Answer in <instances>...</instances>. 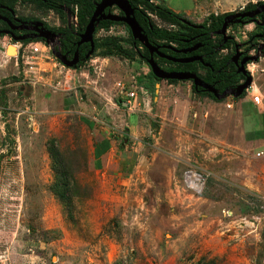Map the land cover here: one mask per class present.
Segmentation results:
<instances>
[{
    "label": "rangeland",
    "instance_id": "rangeland-1",
    "mask_svg": "<svg viewBox=\"0 0 264 264\" xmlns=\"http://www.w3.org/2000/svg\"><path fill=\"white\" fill-rule=\"evenodd\" d=\"M158 1L181 14L195 8L194 0ZM197 1L198 11L184 16L195 23L204 22L210 13L239 11L249 3L264 0ZM14 6L19 18L35 17L51 27L76 28L74 13L69 10L62 16L38 3L22 0ZM114 12L118 13L119 8ZM149 13L157 25L173 27L155 13ZM253 29L257 30L255 22L232 27L228 33L235 34L243 44ZM110 35L118 36L126 47H131L125 23L100 28L96 38ZM60 40L56 32L51 43L57 48ZM104 51L98 49L92 55L96 61L90 59L79 67L78 70L87 72L86 78L73 74L76 69L72 68L70 79L60 76L59 66L53 64L57 61L45 62L44 71L35 68L37 72H26L22 59L17 64L16 58L0 56V264H264V154L257 156L259 140L253 138L256 134L253 125L250 119L244 122L241 117V110L246 115L251 102L242 100L241 108L237 104L232 108L234 150L238 149L237 144L241 145L243 128L252 137L251 150L243 154L241 146L240 153L229 149L225 154L228 162L240 157L245 158L244 166L247 160L249 166L237 163L233 167L230 164L219 167L215 162L220 158L219 152L211 146H207L208 154H203V166H198L190 149L183 154L176 149L173 159H187L179 161L176 173L181 179L172 178L169 184L162 180L149 182L143 164L138 168L141 175L135 172L133 180L122 181L117 171L104 172L94 166L95 132L80 111L95 113L108 124L125 128L132 110L122 105L112 107L109 98L116 99L119 80L122 79L121 86L135 88L131 85L134 79L138 84L143 71H147L146 76L150 68L140 56L129 59L113 55L110 57H114V65L120 67L112 71L108 67L104 75V68L99 67L101 63L106 66L102 58L109 57ZM229 51L224 49L221 53ZM16 53L15 46L8 47V54ZM249 53L256 54L255 50ZM263 62L262 56L259 61L249 63L256 72L253 80L257 85H264ZM137 90L141 99L137 106L140 109L135 110L142 113L145 139H151L153 132L149 125L159 126L164 118L154 113L155 90H148V100L142 99L145 93L139 87ZM166 94V98L172 97L167 91ZM232 97L228 95L219 101ZM109 102L108 109L102 110ZM202 102L206 108L207 103ZM102 111L105 113H99ZM252 112L262 125L264 119L257 109ZM263 134L264 131L256 135ZM243 142L246 145L244 139ZM51 143L61 151L62 160L69 163L72 171L74 194L68 201L53 191L59 171L49 151ZM136 145L124 147L129 156L126 159L132 157ZM155 148L150 147L147 158ZM212 164L217 166L215 169L220 168L219 173ZM227 167H231L229 173L223 171ZM194 168L204 178L195 189H190L182 182V175Z\"/></svg>",
    "mask_w": 264,
    "mask_h": 264
},
{
    "label": "crops",
    "instance_id": "crops-1",
    "mask_svg": "<svg viewBox=\"0 0 264 264\" xmlns=\"http://www.w3.org/2000/svg\"><path fill=\"white\" fill-rule=\"evenodd\" d=\"M156 2L159 1L156 0ZM196 4L198 5L197 8ZM194 7L195 8H192V10L187 9L185 11V14L191 15L192 13H196L198 11L199 2L197 0H194ZM224 12L225 11H223V13ZM0 56H3L4 58H13L15 60V57L6 56L3 52H0ZM102 59L106 60L107 62V67L104 65V63H101L99 65V67L101 66L102 68H104V71L102 72L104 73V75H106L107 72L106 68L109 67L110 71H112L120 67L117 66L116 68V65H114V63L116 62L114 57L109 56L108 58ZM91 60L96 61L97 59L91 58ZM109 61L113 62L108 63ZM48 63L50 64L51 62ZM78 69L79 68L74 71H76L79 76L81 74L83 75L87 73L86 71H80ZM261 70L264 72V68ZM143 72L145 74L147 73V71ZM144 73H141L140 75ZM255 73L256 72H254V76ZM145 74L140 78L145 77ZM140 78L138 79V84H135V82H137L136 79H134V82H132L131 85H133L135 88H130V86L126 85L127 89H133L138 92L137 88L139 87L142 94L145 93V95H142V99L148 100V88H146L144 84H141ZM121 81L122 79L119 80L118 83H121ZM129 81L131 80L128 79V82ZM254 86L256 92L263 97V102L261 104L255 103L249 96H247V94L243 98H238L237 101L236 99H234L235 97H232L230 98V100H227L225 102H221L219 100L217 101L215 99H212L211 101L208 99L210 98L209 96L195 93L192 88V83H186V81L184 80H177L174 82H171L169 79L158 80L155 84V112L152 109V113H158L159 116H162L164 119L162 121V124H160L159 126L156 125L154 127L149 125L153 132L151 139H145L146 131L142 129V113L141 111H139L140 108L137 106L135 108H139L138 110H135V108L133 107L129 108L127 106V103L125 102V95H118L117 90L116 99L115 97L109 98V101L112 102V107L117 108L120 107L119 105H122L128 110H132V112L129 113L128 123L125 128L123 127L121 129L119 127L108 124L103 119L95 116V113L91 114L86 110L80 111V113L84 116L83 120L95 132V140L92 146V162L94 163L95 167H97L99 170H103L104 172L109 169L117 171L118 177H120L122 181L133 180L134 176L132 175L135 172L137 173L139 171L138 168L141 167V165L144 166L143 164H145L144 168H146V178L149 182L152 181L154 183L157 180H162L167 181V184L172 181V178L174 180L175 178L179 177L176 173L178 170L179 161L183 160V162H186L187 160L186 157H182L181 159H173L172 156H176V149H179V153L181 154H183L186 149H190L189 151L193 152L192 159L198 162V166H203V162L201 163V161L203 160V154H208L207 146H211L212 150L216 149V151L219 152L220 158L215 161L219 163L217 164L219 167H221V164H230L231 167H233L237 163L244 166L245 158L238 157L236 161H234L235 159H233L228 162L227 156H225V154L228 153L229 149L235 151L236 153H240L239 148H241V146L243 154H245V152L249 154V151L251 150L252 137L248 136V131L244 130V128L242 130L243 137L241 145L237 144L236 147H238V149L235 148L234 150L235 145L232 134L235 133V114L232 108L235 104L239 105L241 108L242 100L251 102V106L248 107L249 112L246 115H244L241 110L242 120H244L245 122L246 119H250L251 124L254 128V133L257 134L264 131V122L261 125V121H259V119H256V116L258 118V115L252 114V109L255 108L257 109V112L260 114V116L264 119V85H261V83L257 85L254 81ZM94 89L96 90V87H94ZM166 91L168 92V94H172L171 98H166ZM202 97H205V99H202ZM139 99H141L140 96ZM82 100L83 99L80 100V103L82 102ZM202 101H205L207 103L206 108L204 102ZM111 102L106 104L105 109L103 108L102 110L108 109V106L111 105ZM228 104H231V106H228ZM212 107H215L214 110L212 109ZM93 108L91 109L93 110ZM99 113L104 114L105 111ZM118 124L121 126L120 122H118ZM120 130L124 131L119 132ZM256 134L253 138H257L259 140V144L256 145V148H258L257 152L260 151L264 154V134ZM123 135H128L127 139H124V137H122ZM243 139L246 142V145L243 142ZM132 143L137 144V149L134 151L136 153L131 152L132 157H130V159H126V157L129 156H127V154L125 153V148H129ZM151 146L153 148H156L152 153H150V158H147L150 152L148 150ZM204 146H206L205 149L203 148ZM178 154L177 156H180ZM126 160L128 161L126 162ZM212 166L216 173L220 172V168H214L215 164H212ZM247 166H249L248 160L244 167ZM231 167H227L223 171L229 173L231 171ZM127 168L130 169L127 170ZM138 174L141 175V172H138ZM179 178L181 179V177ZM183 197L184 196L182 195L181 198L183 199Z\"/></svg>",
    "mask_w": 264,
    "mask_h": 264
},
{
    "label": "trees",
    "instance_id": "trees-1",
    "mask_svg": "<svg viewBox=\"0 0 264 264\" xmlns=\"http://www.w3.org/2000/svg\"><path fill=\"white\" fill-rule=\"evenodd\" d=\"M18 0H0V5H4L6 7L0 8L2 14L8 16V18H12V10H14V14L16 13V9L14 3ZM22 1H31L38 3L40 7L45 8L47 10H54L58 12L60 15H66L67 10L77 14L78 17V27L74 28L73 26H59V27H51L47 24V22L43 21L44 24L51 28L53 31L61 34L60 45L57 46L63 53L69 52L71 55L77 49L83 55L84 62L85 60H90L92 55L96 53V51L100 48L105 49L104 55L112 56V55H121L127 58L134 59L136 56H140L143 60L147 62L150 57V51L147 47H145L138 39H135L132 35L131 29L127 26L130 37L127 39L130 43L131 47L128 48L123 44L121 38L115 35L106 36L103 38H96V33L100 28H108L113 24L124 23L122 21H114L110 19H102L96 28L94 38H95V49L93 54L86 58V53L90 50V43H82L78 44L80 40V34L85 30L86 25L88 24L94 10H95V1L96 0H22ZM132 5L136 8V17L140 24L143 26L146 34L149 37L151 43L160 47L162 52H169L170 55L174 57H186L180 53V49H188L191 45L201 42L202 45L197 50L187 51L189 55L195 54H203V58L209 62V65L206 67L207 74L205 79L209 80L210 83L219 87L220 91L225 90L226 88H235L240 84L241 80L246 78L244 73L238 71V66L232 61V56L235 50V43L232 39L226 40L224 36L219 35L217 38H211L210 33L216 32L221 29L224 21V17L230 12L224 13H210L207 18L204 20L201 25H195L192 20L187 22L185 19V14L178 13L172 9H170L163 2H155L153 0H130ZM263 2V1H260ZM256 4L249 3L245 8L246 9H254ZM77 9V11H76ZM108 9V8H107ZM155 13L159 18L167 21L173 27H161L157 25L149 12ZM122 14V12H121ZM258 19L253 18L250 19L247 16L245 17V21H239L241 25H246L248 23L255 22L257 30L253 29L249 33V39L246 42L258 43L264 41V12L258 14ZM243 18V17H242ZM22 21L30 22V21H39L38 18L35 17H20ZM2 24H5L0 20ZM238 24V23H235ZM1 27V26H0ZM8 27V26H5ZM207 30L208 32L202 34ZM1 35H5L6 33L0 31ZM13 36H20L17 31L13 30L11 33ZM32 40H43L44 38L38 37H27L23 42H29ZM166 45H173L177 48H168ZM213 45L221 46L222 49H230V51L224 55H220L213 52ZM143 48V49H142ZM245 52L244 54H246ZM157 57V55L155 56ZM169 63L174 64V69L186 70L191 72H198V68H201V64L198 60L189 61V62H176L167 60ZM148 63V62H147ZM149 65V64H148ZM80 63L75 66V68H79ZM150 71L145 76L140 78L141 84H144L149 91L155 90V84L160 78H157L153 73L151 67L149 66ZM174 82L177 79H169ZM193 91L198 94L208 95L215 100H220L216 95L208 90H203L202 88H196L193 83ZM246 95V91L240 97L235 98H243ZM49 146V151L51 152V156L55 159V168L58 170V178L53 186V191L58 195L62 200L68 201L70 196L74 194L72 189V171L70 170L69 163L65 162L61 155V151L58 150L53 143ZM70 192V194H67Z\"/></svg>",
    "mask_w": 264,
    "mask_h": 264
},
{
    "label": "water",
    "instance_id": "water-1",
    "mask_svg": "<svg viewBox=\"0 0 264 264\" xmlns=\"http://www.w3.org/2000/svg\"><path fill=\"white\" fill-rule=\"evenodd\" d=\"M118 7L120 9L121 13H115L112 10L106 11L107 8H112V7ZM1 7H6L4 5H0ZM263 9L260 7H257L254 11L252 12H236L234 14H231L229 17H239V21H241L242 17L244 16H252L254 17L256 14L260 13L262 10L264 11V5L262 6ZM14 10H12V13ZM136 8L132 5L130 0H96L95 1V10L88 22V24L85 27V30L80 34V40L78 41V44L82 43H90L91 48L90 50L86 53L85 57L89 58L95 49V38L94 34L97 28L98 23L102 19H110L114 21H122L126 23L132 32V35L135 39H138L145 47H147L150 51V57L148 58L147 62L149 66L151 67L153 73L156 75L157 78L160 79H177V80H193L194 85L196 88L201 86L202 88L214 93L218 98H224L227 97L228 95H232L234 97H240L244 91H246L250 86L253 84V76L251 74H248L247 70L244 69V65L249 62V61H257L259 59V55H248L243 58L241 62H239V57L241 56V52L238 50L239 44L236 45L237 51L236 54L232 57V60L237 64L238 71L244 73L246 75V79L243 83H240L237 85L235 88H226L223 92L220 93V91L210 83L205 82L196 72H191V71H177V70H167L164 67H162L154 58V53H157L158 55L162 57H166L168 59L178 61V62H189V61H194V60H203V57L198 55V56H193V57H187V58H175L171 55H168L160 50V47L151 43L149 40L148 35L146 34L143 26L140 24L136 17ZM0 18L5 19L9 25L11 30L14 29V24L12 20L6 16H3L0 11ZM20 24L17 25L18 28L21 29H30L35 32L34 36L33 35H20L15 37L17 40H24L27 37H42L44 38L51 46L54 54L67 66V67H75L77 63L79 62V51L78 49L74 52V57L72 59H69L66 53H63L60 49L55 48V45L51 43V41H54V37L56 36V32L48 29L45 27L43 21H30V22H25L20 19ZM187 22L190 23V21L186 20ZM227 19L225 20V23L221 27L220 30L217 31V33H221L225 39L226 37V29H227ZM10 31H2L4 33H12ZM168 48H177L173 45H166ZM197 46H193L188 49H184V52L187 51H192L195 50ZM209 65V64H207Z\"/></svg>",
    "mask_w": 264,
    "mask_h": 264
},
{
    "label": "built area",
    "instance_id": "built-area-1",
    "mask_svg": "<svg viewBox=\"0 0 264 264\" xmlns=\"http://www.w3.org/2000/svg\"><path fill=\"white\" fill-rule=\"evenodd\" d=\"M73 20L75 21V26L77 28L78 27L77 14H74ZM233 35L235 36V39L238 41L237 36L235 34ZM9 46H15V48L17 49V53L14 55V57L16 58V63L18 64L19 59L20 60L22 59L23 64L27 66L26 72L28 71L37 72V71H34L35 68H38V72L40 71V69L44 71L45 68L43 67V65L45 62L57 61L55 63L53 62L52 63L54 64V66H59L58 69L60 70L62 74L60 76L65 75L67 76V79H70L68 74L71 72V68L67 67L59 58H57L51 46H49L45 42L43 41L23 42V41L15 40L14 37L9 34L0 35V52L5 53L6 56H10L7 51ZM51 56L52 57L54 56V58H52ZM55 57L58 60H56ZM92 64L98 68V66L95 63H91V65ZM64 67L67 69L65 70L62 69ZM250 70H251V74L254 77L255 70L252 69L251 67H250ZM75 73L76 71L73 74ZM81 76H83V78H86L84 74L83 75L81 74ZM121 83H118L119 84L118 95H121V96L125 95V102L127 103V106L129 108H132V107L135 108L136 106L140 104L138 92L133 89L132 90L127 89V86L125 85L121 86ZM81 84L83 86H87V83H85L86 85H84L83 83ZM246 94L257 104H261L263 102L262 95L258 94L255 90L254 82L250 86V88L247 89ZM80 98L83 99L82 96H80ZM228 106H231V104H228ZM262 154L263 152H260V151L257 152V156H260ZM203 178H204L203 174L200 171L196 170V168L189 170V171H185V173H183V176H182V180L184 184L190 189L191 188L195 189V187H197L198 182H202Z\"/></svg>",
    "mask_w": 264,
    "mask_h": 264
},
{
    "label": "flooded vegetation",
    "instance_id": "flooded-vegetation-1",
    "mask_svg": "<svg viewBox=\"0 0 264 264\" xmlns=\"http://www.w3.org/2000/svg\"><path fill=\"white\" fill-rule=\"evenodd\" d=\"M264 5V1L263 2H258V3H256V7L254 8V9H246L245 7L244 8H242L241 10H239V11H233V12H230L229 14H227L225 17H224V21H223V24L225 23V20L227 19V22H228V24H227V29H226V37H227V39L226 40H228V39H232L233 41H234V43H235V50H234V54H233V56L236 54V51H237V48H236V45L237 44H239V48H238V50L241 52V56L239 57V62H241L242 60H243V58L245 57V56H248L250 53V51L251 50H255V52H256V54L255 55H259V59H261L262 58V56H263V58H264V41L262 42V44H261V42H258V43H251V42H246L248 39H249V35H248V39L247 40H245L244 41V43L243 44H240V42L239 41H237L236 39H235V36L233 35V34H231V33H228V31H229V29L230 28H232V27H237V26H239V25H241V24H239V23H241V22H239V17H229L228 18V16H230L231 14H234V13H236V12H252V11H254L257 7H260L261 9H263L262 8V6ZM2 8V7H1ZM116 8H118V7H116V6H114V7H112V8H108V9H106V11H108V10H112L113 12H114V10H116ZM261 12H264L263 10L261 11ZM260 12V13H261ZM118 13H121V11H120V9H119V12ZM2 14V13H1ZM259 14V13H258ZM258 14H256L254 17H252V16H247L248 18H250V19H253V18H257V20L259 21V17H258ZM3 16H6L5 14H2ZM12 15H13V17L12 18H10L11 20H12V22H13V24H14V26H16V27H14V29L13 30H15V31H17L18 32V34L19 35H33L34 36V34H35V32L33 31V30H30V29H21V28H18L17 27V25H19L20 24V21H18V19H19V17L18 16H16V14H14V13H12ZM6 17H8V16H6ZM246 16H244L241 20L242 21H245L246 20V18H245ZM0 20L2 21V22H4L5 24H2L1 22H0V31H10L11 30V28H10V25H9V23L5 20V19H1L0 18ZM203 23V22H202ZM235 23H238V24H235ZM126 24V23H125ZM193 24H195V25H198V23H193ZM45 25V24H44ZM127 25V24H126ZM199 25H201V27L203 26L201 23H199ZM5 26H8V27H5ZM128 26V25H127ZM223 26V25H222ZM45 27L46 28H48V29H51V28H49V27H47L46 25H45ZM13 30H11V32L13 31ZM52 30V29H51ZM220 30V29H219ZM218 31V30H217ZM217 31L216 32H213V33H210V37L211 38H217V37H219V35H222L221 33H217ZM208 31L207 30H205L204 32H202V34H205V33H207ZM57 34H60V33H57ZM60 36H61V34H60ZM222 37H223V35H222ZM202 45V43L201 42H197V43H195V44H193V45H191L189 48H191V47H193V46H197V48L195 49V50H197L200 46ZM241 45H245V49L243 50L242 48H241ZM221 46H216V47H214V45H213V52H215V53H217V51H218V54H220V55H224V54H222L221 52L225 49H222V48H220ZM226 49H228V48H226ZM182 50V51H181ZM184 49H180V53H182V54H187V55H182V56H186V57H175V58H187V57H193V56H198V55H200V56H202L200 53L199 54H195V55H189L188 54V52H184L183 51ZM79 51V50H78ZM194 51V50H193ZM245 52H247L246 54H244ZM164 53H166V54H168V55H170V53L169 52H164ZM249 53V54H248ZM66 54H67V56H68V58L69 59H72L73 57H74V52L70 55L69 54V52H66ZM157 55V57H155ZM172 56V55H171ZM232 56V57H233ZM250 56H252V54H250ZM174 57V56H173ZM203 57V56H202ZM79 58H80V60H79V62L77 63V64H79L80 63V66L83 64V60H84V58H83V55L79 52ZM154 58L156 59V61L162 66V67H164L165 69H167V70H177V71H186V70H180V69H174L175 68V66H174V64H171V63H169L167 60H169V61H173L174 63H176V62H178V61H174V60H171V59H168V58H166V57H162V56H160V55H158L157 53H154ZM259 59L257 60V61H259ZM87 60H85V62H86ZM199 61V63L201 64V68H198V72H197V74L205 81V82H207V83H210L209 82V80H207V79H205V77H206V74H207V69H206V67L208 66L207 64H209V62H207L204 58H203V60L201 61V60H198ZM233 61V60H232ZM163 62H165L166 64H167V66L166 65H164L163 64ZM234 62V61H233ZM251 61H249V62H247L245 65H244V69L245 70H247V72H248V74H251V70H250V65H249V63H250ZM253 62H255V61H253ZM235 63V62H234ZM236 64V63H235ZM236 66H237V64H236ZM239 67V66H238ZM237 67V68H238ZM246 76V75H245ZM245 79L246 78H244V79H242L241 80V82L240 83H243L244 81H245ZM178 81H180V80H178ZM184 81H191V83H192V87H193V80H184ZM210 84H212V83H210ZM214 85V84H213ZM215 86V85H214ZM218 90H219V87H217V86H215ZM198 88H202L201 86H199ZM203 90H206V89H204V88H202ZM220 91V90H219ZM224 91V90H223ZM223 91H220V93L221 92H223ZM214 94V93H213Z\"/></svg>",
    "mask_w": 264,
    "mask_h": 264
},
{
    "label": "clouds",
    "instance_id": "clouds-1",
    "mask_svg": "<svg viewBox=\"0 0 264 264\" xmlns=\"http://www.w3.org/2000/svg\"><path fill=\"white\" fill-rule=\"evenodd\" d=\"M77 10V9H76ZM6 34H9V35H12L11 33H6ZM5 34V35H6ZM1 35V34H0ZM13 36V35H12ZM14 37V39L15 40H17L16 38H15V36H13ZM36 38H38V37H36ZM18 41V40H17ZM19 41H22V40H19ZM32 41H38V40H32ZM39 41H43V40H39ZM43 42H45L46 44H48V42L45 40V41H43ZM59 49V48H58ZM7 51H8V49H7ZM10 55V54H9ZM10 56H12V57H14V55H10ZM58 58V57H57ZM89 61V60H88ZM87 62V61H86ZM85 63V61L83 62V64ZM80 67V66H79ZM69 68H73V69H77V68H75V67H69ZM252 75V74H251ZM253 76V75H252ZM254 78V77H253ZM254 82V81H253ZM247 91V90H246Z\"/></svg>",
    "mask_w": 264,
    "mask_h": 264
}]
</instances>
